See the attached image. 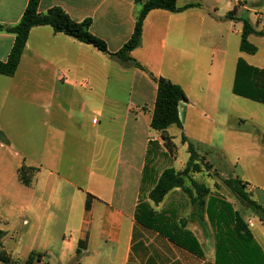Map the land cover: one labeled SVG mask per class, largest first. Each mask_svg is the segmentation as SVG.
<instances>
[{
  "label": "crops",
  "instance_id": "crops-1",
  "mask_svg": "<svg viewBox=\"0 0 264 264\" xmlns=\"http://www.w3.org/2000/svg\"><path fill=\"white\" fill-rule=\"evenodd\" d=\"M137 1L144 3L148 0H41L39 12L46 13L51 8L60 7L77 22L91 19V33L104 40L109 52L113 54L129 41L134 32L136 16L140 10ZM28 2L29 0H0V25L18 24ZM189 4L197 6L177 13L151 11L144 22L141 46L131 53V57L155 76L166 78L183 88L187 101L179 104L183 126L180 131L192 143L184 132L188 114L191 115L197 104L207 106L209 95L215 92L211 80L223 77L225 73H233L235 78L237 62L241 56L234 52V48L233 52L229 51V41L227 44L221 42L220 47L214 46L217 42L213 34L220 32V24L240 23L241 30L234 31L240 35V42L237 44L240 50L243 26L241 22L227 18L232 10L219 15L216 9L206 12L198 0H177L179 8ZM236 5H239L238 14L244 10L254 12V20H249L256 31H264V0L252 10L247 8L244 0H236L234 7ZM252 36L264 37H250ZM14 40V35L0 33L2 62L8 60ZM211 49L213 52L220 49L221 52L219 57L211 55L210 63L208 54ZM25 63L28 71L32 70L35 77L50 79L48 103L44 107L49 119L55 117L56 103L67 114V119L73 118L74 114L70 110L78 103L79 126L87 118L91 127L87 138L78 144V150V138L74 137L76 143L73 144L74 152L87 151V155L91 157L86 186L65 178L61 173L65 134L52 124L53 120L47 122L44 136L45 162L34 166L26 165L36 172L31 185L27 187L33 192V198L29 200L33 214L43 208L44 214L54 220L61 215L65 216L66 212L68 219L80 217L79 236L74 241V247L80 241H85L86 246L78 264H91L90 260L104 264H216L219 235L208 217L206 207L193 204L180 188L171 191L158 205L148 198L153 185L143 178L149 150L152 151L154 143V146L158 145L161 150L167 151L163 147L160 133L150 127L157 84L148 74L124 65L117 58L72 37L55 33L49 26L34 27L30 31L16 74L13 77H0L13 82ZM117 74L121 79H128L129 83L107 88L109 79H114ZM203 76L209 78L207 85L201 80ZM75 94L81 97H74ZM82 95H86V98ZM218 102L216 96V103ZM86 109L92 111L91 123V115L86 113ZM95 119L97 122H94ZM188 120L191 122L190 118ZM257 131L264 136V130ZM5 140L9 142L8 138ZM107 145L112 146L107 149ZM185 145L188 151V144ZM125 148L127 156L123 159ZM114 151L118 153L110 157L109 153ZM108 156L113 161L109 163L107 160L106 169ZM185 167L175 170L183 171ZM43 171L46 175L41 178ZM206 174L211 177L207 172ZM195 175L192 174L194 178ZM219 176L223 178L220 174ZM232 178L243 181L247 185L245 191L264 208V172ZM185 186L189 187L187 184ZM206 186L214 193L212 187L216 189L218 186L216 193L222 196L225 195L222 189L230 192L222 182L213 181ZM64 189H67V197ZM88 194L93 196L89 211L85 209ZM224 198L234 209L240 211L228 196ZM142 202L155 206L157 218L173 226L175 240H171L160 230L138 223L137 212ZM243 206L245 212L240 211L243 219L264 254V220L248 206ZM94 223H97L99 229L98 237L94 236L91 229ZM192 238L196 239L202 255L186 248ZM221 238L220 236V242ZM107 244L114 246L115 255L110 251L101 253L99 248ZM94 245L97 248L92 251Z\"/></svg>",
  "mask_w": 264,
  "mask_h": 264
},
{
  "label": "rangeland",
  "instance_id": "rangeland-1",
  "mask_svg": "<svg viewBox=\"0 0 264 264\" xmlns=\"http://www.w3.org/2000/svg\"><path fill=\"white\" fill-rule=\"evenodd\" d=\"M198 1L204 6L206 12L216 9L219 15L233 10L236 3V0ZM244 1L250 10L256 8L258 6L256 4L262 3V0ZM251 12L244 10L237 16L253 21L254 12ZM219 30L220 32L213 34L217 42L214 46L220 47L221 42L227 44L229 41L230 52H233L234 48V52L241 54L240 58L249 65L264 69V37H250L249 41L258 48V52L255 55H248L242 54L237 45L240 42V35L234 31L241 30L240 23L220 24ZM220 52V49L217 52L211 49V52L207 53L210 63L211 55L219 57ZM29 71L25 63L13 82H8L10 80L6 77H0L2 79L0 81V253H5L8 264H78L80 262L76 251L78 246L75 243L74 247V241L79 236L80 217L68 219L66 212L65 216L61 215L54 220L51 216L44 214L43 208L40 212L33 214L29 207L33 192L19 181V175L31 182L36 172L33 169L29 171L26 165L34 166L45 162L44 136L47 131V122L53 120L52 124L65 134L61 173L65 178L86 186L91 157L87 155V151L74 152L73 144L76 143L74 137L78 138V150V144L87 138L91 127L87 118L84 124L80 125L84 127L79 126L78 103L73 105L75 109L70 110L74 114L73 118L67 119V114L56 103L55 117L49 119L44 107L48 103L47 91L51 87L50 79L35 77L32 75L33 71ZM202 79L204 85H207L208 76H203ZM233 80V73H225L223 77L211 80L215 92L209 95L207 106L197 104V108H193L191 115L188 114L186 119L185 135L201 155L198 166L203 172L205 171L195 173V178L194 176L192 178L205 185H211L213 181L224 184L223 178L264 172V136L257 131L264 130V105L235 96L232 93ZM124 83H129V80L121 79L117 74L114 79H109L106 86L108 88ZM76 95L78 98L81 97L79 94L73 96ZM216 96L218 103H216ZM82 97L86 98V95ZM86 113L91 115H89L91 123L92 111L86 109ZM182 133L176 126L169 129V134L174 137L177 147L174 156L165 152L164 149L161 150L158 145L152 146V155L147 159L152 181L157 180L168 167L180 170L186 166L189 153L187 145L182 143ZM7 138L9 142L5 140ZM111 146L107 145V149ZM117 153L114 151L109 155L112 157ZM125 156H127L126 148L123 159ZM110 157L106 158V169L107 160L109 163L113 161ZM103 161L104 159L101 163ZM206 163L213 165L210 171L205 168ZM206 172L213 179L208 177ZM45 175L43 171L41 178ZM185 184L192 187L191 180L188 178L185 179ZM212 188L216 193L217 189ZM222 190L225 194L223 197L228 196L232 203L244 213L243 205L247 206V204L230 190V192ZM64 192L67 197V189ZM142 204L150 205L148 202H142ZM150 207L158 213L155 206L150 205ZM141 211L139 218L143 215ZM91 229L94 236L98 237L97 223H94ZM93 247L92 251L97 248L95 245ZM99 250L103 254L106 253L103 251H110L112 255H115L112 244L102 246ZM90 263L104 264L101 261L91 260ZM0 264L6 263L0 260Z\"/></svg>",
  "mask_w": 264,
  "mask_h": 264
},
{
  "label": "trees",
  "instance_id": "trees-1",
  "mask_svg": "<svg viewBox=\"0 0 264 264\" xmlns=\"http://www.w3.org/2000/svg\"><path fill=\"white\" fill-rule=\"evenodd\" d=\"M40 1L29 0L18 24L14 26L0 25V33H8L15 36L8 60L6 62L0 60V75L13 77L16 74L30 31L34 27L49 26L55 33L65 34L79 42L90 45L102 53L117 58L124 65L146 72L157 84L156 102L150 127L152 130L160 133L163 147L167 150L168 154L174 156L177 148L173 142V137L168 133V129L171 126L183 129L179 116V104L187 101L185 91L181 86L172 83L170 80L155 76L141 63L132 58L131 53L141 46L144 22L151 11L165 10L177 13L196 7L197 5L189 4L184 8H179L177 0H148L144 3L137 1L140 10L136 16L134 32L129 41L118 52L112 54L108 50L107 43L91 33V19L77 22L60 7H54L46 13H40ZM238 10L239 5H236L228 13L227 18L242 23L240 51L248 55H255L258 52V48L249 41V37L251 35L264 36V31H256L248 18L238 17ZM232 92L236 96L264 105V69L251 66L245 60L239 58ZM182 142L188 144V153L190 155L189 161L183 171L166 168L157 180L152 181L149 164L146 165L143 180L154 183L153 189L148 195L149 200L158 205L163 202L171 191L179 188L182 189L189 196L193 204H197L201 208L206 207L208 217L215 227L217 235H219V238L217 236L216 264H264V254L248 230L242 213L234 209L233 205L222 195L213 193L205 184H201L192 178V174L202 172L198 166L200 156L194 144L190 143L184 135L182 136ZM152 144V146L155 145L154 143ZM150 155H152V151L149 150V157ZM205 168L210 171L213 167L211 164L206 163ZM28 169L32 171V169ZM186 178L191 180L192 187L185 186ZM19 181L25 186H30L32 183V181L30 182L29 179L21 175H19ZM223 183L228 190L241 198L253 213L264 220V208L252 200L250 194L245 191L247 185L243 181L237 178H228ZM216 189H218V186H216ZM92 199L93 196L88 194L85 205L87 211L91 209ZM207 199L208 201H206ZM140 211L143 212L141 218H139ZM156 214L150 205L141 203L137 212V221L147 228L160 230L171 240H175V235L172 234L174 230L173 226L169 222H163L157 218ZM220 236L222 237L221 242ZM191 241L186 248L197 255H202L196 239L192 238ZM85 246V241L79 242L77 249L78 259L81 258L82 250L85 249ZM0 260L8 264L5 253H0Z\"/></svg>",
  "mask_w": 264,
  "mask_h": 264
},
{
  "label": "built area",
  "instance_id": "built-area-1",
  "mask_svg": "<svg viewBox=\"0 0 264 264\" xmlns=\"http://www.w3.org/2000/svg\"><path fill=\"white\" fill-rule=\"evenodd\" d=\"M94 122H97V120L95 119Z\"/></svg>",
  "mask_w": 264,
  "mask_h": 264
}]
</instances>
